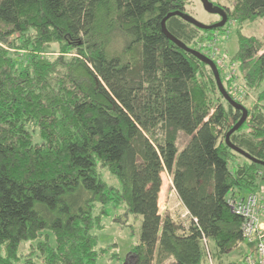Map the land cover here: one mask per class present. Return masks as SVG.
I'll list each match as a JSON object with an SVG mask.
<instances>
[{"label":"trees","instance_id":"1","mask_svg":"<svg viewBox=\"0 0 264 264\" xmlns=\"http://www.w3.org/2000/svg\"><path fill=\"white\" fill-rule=\"evenodd\" d=\"M186 7L187 0H0V264H14L28 242L48 264H97L94 231L109 205L142 218L133 264H207L204 238L218 264L254 253L227 200L259 192L264 166L226 145L241 112L211 69L162 31V21L188 14ZM225 10L240 24L232 60L258 100L231 142L264 164V45L240 32L264 19V0H233ZM166 26L195 51L212 32L180 17ZM181 134L190 140L180 150ZM165 172L186 224L160 214ZM46 233L55 247L49 235L40 240ZM244 246L243 259L228 263Z\"/></svg>","mask_w":264,"mask_h":264},{"label":"rangeland","instance_id":"2","mask_svg":"<svg viewBox=\"0 0 264 264\" xmlns=\"http://www.w3.org/2000/svg\"><path fill=\"white\" fill-rule=\"evenodd\" d=\"M210 2L215 6H221L225 9H232L233 7V0H210ZM186 12L199 23L207 26L219 23L222 20L219 16L208 14L204 10L200 0H187ZM239 26V23L228 21L227 24L222 29H220V32L212 31L210 33L204 34V37L198 44L196 51L207 56V54H209L212 50L209 49L208 44H214V41H218L217 47L221 56L220 59L223 60V56H225L228 61L236 62L233 61L232 58L236 56L239 50ZM240 32L246 37H256L257 39L262 41L264 45V19L253 23L249 22L242 24ZM203 43H205L204 47H206L204 50L200 48V45ZM55 48V46L52 47V51H54ZM58 51L59 50L55 51V53H57ZM49 54L51 55V53ZM20 55L24 57L26 56V52L20 51ZM216 66L219 70V74L225 89L229 88V90H231V82H227L225 79L223 62H217ZM237 75L238 76L234 77L233 80L238 82V86L242 87V89L247 92L246 96L244 97V101L239 104L244 106L250 112L258 104L256 91L246 85L240 72H238ZM227 92L229 94V91ZM245 131L249 132L250 130L245 129ZM189 140L190 138L181 134L179 139L180 150L189 142ZM104 176L107 183L117 186L116 184L118 183V181L115 178H112L108 173H105ZM259 176L261 178H264V172H261ZM162 179L163 185H165V189H163L162 186L161 194L159 197L160 214H162L163 216L168 214L175 222H178L179 220L181 221V215L183 211L181 206H179V198L173 188L171 177L165 172L162 175ZM261 184L262 186H264V179ZM106 211L107 215L102 217L103 229L94 231V235L98 238L97 251H99L100 254L97 264H133L134 258H130L129 261L128 259L133 247H135V245L139 243L142 218H136L132 215H126L123 207H115L113 205H109ZM101 214L99 216H101ZM182 221H184V224L188 222L185 221V219H183ZM46 235H49L50 246L55 247L56 239L54 234L52 233H46L45 235L40 237V240L46 242ZM36 246V242H28L24 244L21 247V252L19 254L20 259L15 261L14 264H26L28 262L29 264H48L46 263L45 256H42V254H39L36 251ZM101 250H106V252H102V254L104 255L100 253ZM247 252L248 247L244 246L233 256H230L227 262L230 263L234 260H242ZM215 264L218 263L215 262Z\"/></svg>","mask_w":264,"mask_h":264},{"label":"built area","instance_id":"3","mask_svg":"<svg viewBox=\"0 0 264 264\" xmlns=\"http://www.w3.org/2000/svg\"><path fill=\"white\" fill-rule=\"evenodd\" d=\"M204 44L200 45L202 50L206 48ZM217 44L218 41H214V44H208L209 49L212 50L207 56L214 63L223 62L225 79L232 84L229 95L237 103H242L247 92L238 86V82L233 80L234 77L238 76L240 65L237 62L228 61L225 56H223V60L220 59L221 56ZM227 204L233 214L243 219L242 229L246 242L254 246V253L248 254L242 264H264V186L260 188L259 192L248 194L243 198L230 196ZM188 216V213L184 212L182 218L186 219ZM203 246L206 252L207 264H215L209 241L206 238L203 239Z\"/></svg>","mask_w":264,"mask_h":264},{"label":"water","instance_id":"4","mask_svg":"<svg viewBox=\"0 0 264 264\" xmlns=\"http://www.w3.org/2000/svg\"><path fill=\"white\" fill-rule=\"evenodd\" d=\"M204 10L210 14V15H216L219 16L222 20L219 23L213 24V25H203L201 23H199L198 21H196L194 18H192L190 15L186 14V13H182V12H174L169 14L163 21H162V31L164 33V35L170 40L172 41L176 46H178L180 49L191 53L192 55H194L199 61H201L202 63H204L205 65H207L211 71L213 72L214 78L216 80L218 89L221 93V95L223 96V98L225 99V101H227V103H229L235 110H238L241 112L242 117L239 120V122L228 132V134L226 135V145L232 149L233 151L239 153L240 155L244 156L245 158L251 160L253 163L259 164L264 166L263 163L257 161L256 159L252 158L250 155H248L247 153H245L244 151H242L241 149L237 148L236 146H234L231 142V136L234 135L236 132H238L243 126L244 124L247 122L248 117H249V111L242 106L241 104L237 103L236 101H234L231 96L228 94V92L226 91L223 82L221 80L220 74H219V70L216 66V64L209 59L208 57H206L204 54L192 50L190 48H188L185 44H183L181 41H179L178 39H176L174 36H172L169 31L167 30V26L166 23L169 19L173 18V17H180L182 18L186 23L200 29L203 31H216V30H220L222 29L228 22V16H227V12L224 8H221L219 6H215L213 3H211L209 0H200Z\"/></svg>","mask_w":264,"mask_h":264}]
</instances>
